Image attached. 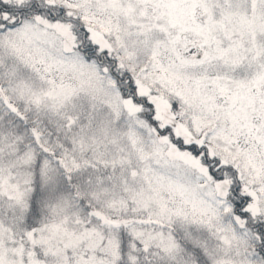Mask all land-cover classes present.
I'll list each match as a JSON object with an SVG mask.
<instances>
[{
	"label": "snow or ice",
	"instance_id": "snow-or-ice-1",
	"mask_svg": "<svg viewBox=\"0 0 264 264\" xmlns=\"http://www.w3.org/2000/svg\"><path fill=\"white\" fill-rule=\"evenodd\" d=\"M0 264H264V0H0Z\"/></svg>",
	"mask_w": 264,
	"mask_h": 264
}]
</instances>
